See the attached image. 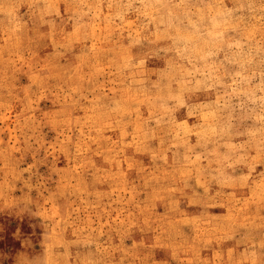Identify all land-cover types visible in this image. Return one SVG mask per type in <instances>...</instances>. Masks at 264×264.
Listing matches in <instances>:
<instances>
[{
	"label": "clouds",
	"instance_id": "clouds-1",
	"mask_svg": "<svg viewBox=\"0 0 264 264\" xmlns=\"http://www.w3.org/2000/svg\"><path fill=\"white\" fill-rule=\"evenodd\" d=\"M0 29L9 37L0 45L9 73L0 78V104L18 94L13 82L24 66L16 53H35L44 40L54 41L57 57L72 50L68 37L84 44L80 69L87 68L83 76L69 69L63 84L47 74L32 82L33 106L41 99L60 106L54 131L69 167L45 191L70 211L43 218L34 199L22 200L47 228L38 240L21 238L19 250L0 248V264H174L173 249L203 264L199 253L213 245L221 246L215 264H264V173L255 185L261 202L249 218H234L237 193L264 165V0H0ZM38 129L30 121L21 131L38 143ZM93 145L108 169L90 162ZM129 149L151 160L150 169L138 167L139 182L120 167ZM57 175L72 187L57 189ZM100 183L120 192H98ZM124 192L144 199L130 202ZM105 196L108 207L131 203L136 213L102 223L96 210ZM182 205L199 211L186 216ZM221 207L233 216H214ZM89 211L95 226L81 215ZM158 219L171 223L141 247L134 234L147 235ZM53 231L63 246L48 247ZM229 242L231 252L222 247Z\"/></svg>",
	"mask_w": 264,
	"mask_h": 264
},
{
	"label": "rangeland",
	"instance_id": "rangeland-1",
	"mask_svg": "<svg viewBox=\"0 0 264 264\" xmlns=\"http://www.w3.org/2000/svg\"><path fill=\"white\" fill-rule=\"evenodd\" d=\"M23 11V9L21 10ZM71 29H68L70 31ZM9 39L6 32L0 29V45L5 44ZM63 39V38H62ZM67 42L72 44L71 51H63V54L56 56V45L52 39L42 41L41 45L36 49L35 53L18 51L15 55V60L24 66V70L15 73L17 79L13 82L18 89V94L13 97H5L4 103L0 104V248L10 247L20 249V239H39V232L47 228V224L41 225L39 219L28 214L26 208L20 206V202L24 199H34L39 205V215L43 218L49 216L56 218L61 217L68 208H58L56 202L51 199V193L45 191L52 183L54 174L65 172L69 167V161L66 158V153L62 150L64 137L58 130L54 131L60 114V106L54 105L50 99H41L39 104L34 105L31 97V85L33 81H40L44 74L50 82H58L63 84L66 72L69 69H75L81 72V75L87 73V68L83 71L80 69V57L84 44L79 41L73 43L71 37L66 38ZM103 52V45H96ZM107 72V66L104 65ZM8 66L0 62V78L8 80ZM27 101V103H25ZM83 113H77L82 115ZM195 118L189 119L192 123ZM30 121H36L39 124L38 143H33L32 140L22 135V129ZM106 135H112L106 133ZM115 139V136H112ZM90 156V162L95 164L97 168L108 169L110 166L105 164L101 155L95 151ZM128 155L131 159L123 162L120 167L124 169V176L139 182L137 180V169L141 165L145 169L151 168V160L147 155L134 154L132 149H129ZM87 162L82 161L80 165L71 164L72 169L82 167ZM246 171V170H245ZM264 173V165L257 166L256 173L253 174V184L251 188H245L242 192L237 193V198L240 201L239 207L236 209L237 215L234 217L238 220H245L250 217L254 211L255 205L260 201L259 189L256 184L262 182L260 176ZM162 174H157L158 178ZM47 181V183H46ZM57 189L63 191L71 188L72 184L67 182L65 176L57 175L55 180ZM35 185V190H33ZM97 191L101 193L112 192L113 195L120 192L119 188L113 189L108 183H100L97 186ZM42 196H38L37 192H42ZM230 191V190H229ZM123 195L131 202L134 200H143L144 193L140 192L133 196L130 192H124ZM105 203L102 209H97V213H102L100 220L102 223H115L119 218L121 223L124 222V214H135L137 209L129 203L126 206L117 208L116 206L108 207V197H104ZM70 203V202H69ZM79 212L77 205H72ZM185 210L186 216H194L198 213V207L189 205L181 206ZM163 212V208L157 204L156 216ZM211 212L214 216L232 217L233 212L228 208H213ZM86 224L95 226L96 216L93 212L81 213ZM171 221L167 223L163 219L151 221L152 230L145 236L134 234V238L140 241L141 247H152L157 243L159 236L157 233L168 227ZM73 233H67V237H71ZM131 243V242H130ZM65 239L57 236L53 231L52 244L49 248L63 246ZM221 247L213 245L212 248L202 250L199 255L202 258L203 264H215L216 250ZM231 252L233 245L231 242L222 246ZM239 252V249H236ZM20 255L23 257L24 253ZM174 257V264H193V252L189 250L180 251L173 249L171 252Z\"/></svg>",
	"mask_w": 264,
	"mask_h": 264
}]
</instances>
